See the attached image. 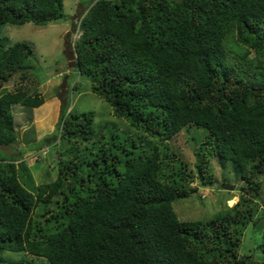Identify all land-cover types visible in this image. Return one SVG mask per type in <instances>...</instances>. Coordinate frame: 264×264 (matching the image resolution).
Instances as JSON below:
<instances>
[{"label": "trees", "instance_id": "obj_1", "mask_svg": "<svg viewBox=\"0 0 264 264\" xmlns=\"http://www.w3.org/2000/svg\"><path fill=\"white\" fill-rule=\"evenodd\" d=\"M62 1L0 0V30L56 22ZM89 1L72 50L65 38L73 69L113 115L151 139L96 140L93 112H66L63 102L53 136L39 141L57 136L67 145L54 151V180L28 190L20 182L31 181L22 152L0 154V264H264V226L259 252L239 249L246 225L261 226L264 218V0L79 5ZM31 54L25 41H0L1 147L16 140L11 106L44 101L19 89L31 75ZM15 77V89L3 87ZM192 129L202 132L193 170L167 143ZM211 160L231 162L243 181L237 201L205 221L179 220L172 201L212 184ZM5 250L26 256L8 260Z\"/></svg>", "mask_w": 264, "mask_h": 264}, {"label": "rangeland", "instance_id": "obj_2", "mask_svg": "<svg viewBox=\"0 0 264 264\" xmlns=\"http://www.w3.org/2000/svg\"><path fill=\"white\" fill-rule=\"evenodd\" d=\"M89 3L90 1L79 5V0H63V17L56 22L45 25H35L32 22L4 24L0 30V41L6 46L16 41H25L31 45L32 54L28 58L31 64V69H29L31 75H28L27 81L23 82L19 89L25 90L28 94L38 91L44 99L41 105L33 108L21 106L20 104L11 106L16 140L10 146H0L1 155H5L8 150L15 155H19V152L24 153H20V161L23 160L28 167V176L26 177L31 181L28 183L23 179L20 182L28 190H30L33 183L50 182L57 176L56 154H54V151H63L67 147L66 144L60 143L59 139L56 138V145H52L45 155L42 156L40 154L41 156L34 162L30 153L35 149H28L27 147L37 148L39 146L40 149H45V145L50 143L46 142L45 145H40L39 141L53 136L57 115L63 102L66 103V112L70 108L75 112H93L92 126L96 133V140H104L109 138L110 135H118L120 139L127 137L136 141H148L151 139L142 131L131 127L129 124L127 125L128 122L123 117L113 115L107 102L89 90V81L85 77L76 74L73 69V53L71 51L68 52L65 38H69L70 43L74 39L72 34L78 28V21H80ZM81 5L85 7H81ZM72 17H77V21L73 22L71 20ZM69 47L72 49L71 44H69ZM74 83L76 88L70 90ZM18 85L19 82H17L16 77L3 83V87L7 90H13ZM194 130L192 129L187 134H181L167 140L169 147L178 156L180 155V158L184 159L192 170L194 160L192 149L199 142V137L202 136V132H195L196 130ZM62 156H65L64 158L67 157L66 154H62ZM18 161L19 158L14 163L17 164ZM210 173L212 179H214L213 187L198 185V189L191 192L187 197L177 198L172 201V209L179 220L205 221L224 212L226 205L233 202V200L226 202L227 199L232 194L238 195L237 189L240 181L239 177L234 175L235 172H233L230 161L218 164L211 160ZM223 182L234 185L235 188L233 190L223 189ZM195 184H197V178L190 181L188 186ZM262 196L264 199V190ZM48 207L50 209L55 208L53 201ZM36 208L40 210L38 207ZM259 211L260 208L255 211V215H258ZM263 226L264 218L261 219V226L256 225V227L253 226L254 228H251V224L248 223L246 225L240 237V251L247 248L255 253L259 252L257 245L261 239L260 229ZM246 252L248 251L246 250ZM1 255L8 260L26 256L22 252L9 250L3 251ZM27 257L30 256L27 255ZM36 262L38 264H48L45 260L38 258H36Z\"/></svg>", "mask_w": 264, "mask_h": 264}, {"label": "clouds", "instance_id": "obj_3", "mask_svg": "<svg viewBox=\"0 0 264 264\" xmlns=\"http://www.w3.org/2000/svg\"><path fill=\"white\" fill-rule=\"evenodd\" d=\"M84 13H85V11H84ZM83 13V14H84ZM72 20H74V21H77V17H73V19ZM78 23H79V21H78ZM77 26H79L78 24H77ZM81 34V29L80 28H77V29H75V31H74V33L72 34L73 36H74V39L73 40H71V46H72V44H73V42H74V40L76 39H78V36ZM72 50V49H71ZM38 92V91H37ZM43 103V102H42ZM41 103V104H42ZM40 104V105H41ZM71 109V108H70ZM69 110V109H68ZM67 110V111H68ZM59 113V112H58ZM57 118H58V115H57ZM59 130H61V127H59L58 128V131ZM54 131V130H53ZM60 132V131H59ZM56 138H57V136H56ZM56 142H55V140L52 142V143H50V144H47V145H45V143H43V144H41V145H45V149H40L39 147L37 148V149H35V150H32V152L30 153V156L32 157V160H33V162L36 160V159H38V157L39 156H43V155H45V153L50 149V147L52 146V145H56L55 144ZM43 151V152H42ZM23 153V152H22ZM24 154V153H23ZM41 154V155H40ZM233 172H235V171H233ZM234 175H236L237 177H239V175L238 174H234ZM259 176V183H261V188H262V192H263V190H264V173H262V174H259L258 175ZM239 181H240V184H242L243 183V181L239 178ZM213 182H214V179H212V184L211 185H209L210 186V188L211 187H213ZM223 184H225V182H223L222 183V185ZM228 184V183H227ZM240 184H238V185H240ZM196 185V184H195ZM230 185V184H229ZM194 186V185H193ZM235 188V186L233 185V188L232 189H226V190H233ZM198 188L196 187L195 188V191L197 190ZM224 189V188H223ZM262 192L260 193V196H259V198L260 197H262L263 198V196H262ZM239 194V193H238ZM203 196V195H202ZM237 199H238V195H235V194H232L231 195V198H229V199H227V201L226 202H228V201H231V200H233V202H231L229 205H226V206H231L233 203H235L236 201H237ZM260 200V199H259ZM264 200V199H263ZM259 208H260V205H259ZM263 209V208H262ZM45 216H47V215H40V217H39V220L40 221H42L43 220V218L45 217ZM39 259H42V260H45L47 263H48V261H47V259H45V258H39ZM49 264V263H48Z\"/></svg>", "mask_w": 264, "mask_h": 264}, {"label": "water", "instance_id": "obj_4", "mask_svg": "<svg viewBox=\"0 0 264 264\" xmlns=\"http://www.w3.org/2000/svg\"><path fill=\"white\" fill-rule=\"evenodd\" d=\"M222 188H224V189H232L233 185H229V184L225 183V184L222 185Z\"/></svg>", "mask_w": 264, "mask_h": 264}, {"label": "built area", "instance_id": "obj_5", "mask_svg": "<svg viewBox=\"0 0 264 264\" xmlns=\"http://www.w3.org/2000/svg\"><path fill=\"white\" fill-rule=\"evenodd\" d=\"M43 152V151H42Z\"/></svg>", "mask_w": 264, "mask_h": 264}, {"label": "crops", "instance_id": "obj_6", "mask_svg": "<svg viewBox=\"0 0 264 264\" xmlns=\"http://www.w3.org/2000/svg\"><path fill=\"white\" fill-rule=\"evenodd\" d=\"M48 116V115H47Z\"/></svg>", "mask_w": 264, "mask_h": 264}]
</instances>
